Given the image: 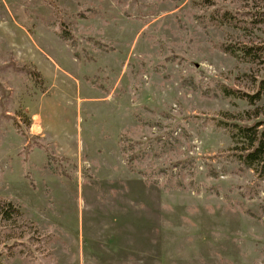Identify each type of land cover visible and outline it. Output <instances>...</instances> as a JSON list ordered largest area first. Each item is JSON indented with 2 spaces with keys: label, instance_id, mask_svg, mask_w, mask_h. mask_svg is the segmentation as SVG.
I'll return each mask as SVG.
<instances>
[{
  "label": "rangeland",
  "instance_id": "obj_1",
  "mask_svg": "<svg viewBox=\"0 0 264 264\" xmlns=\"http://www.w3.org/2000/svg\"><path fill=\"white\" fill-rule=\"evenodd\" d=\"M235 43L264 0H0V264H264Z\"/></svg>",
  "mask_w": 264,
  "mask_h": 264
},
{
  "label": "trees",
  "instance_id": "obj_2",
  "mask_svg": "<svg viewBox=\"0 0 264 264\" xmlns=\"http://www.w3.org/2000/svg\"><path fill=\"white\" fill-rule=\"evenodd\" d=\"M225 49L238 56H246L247 58L256 60L261 57L264 52V45H248L245 43L226 44ZM29 74H35L34 71L25 68ZM3 89V88H2ZM264 85H261V89L255 94L250 95L249 93L243 92L242 96H247L252 100H258L263 93ZM238 127L239 133L246 138L249 146V151L243 156L244 162L250 166L254 162L264 160V128L259 129L260 124L247 125L241 123H234ZM9 211V209H6Z\"/></svg>",
  "mask_w": 264,
  "mask_h": 264
}]
</instances>
